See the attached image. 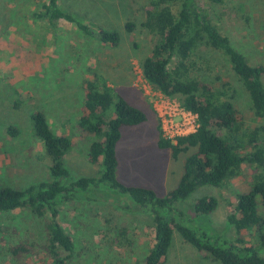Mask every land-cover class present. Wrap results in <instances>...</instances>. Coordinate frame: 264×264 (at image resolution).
Returning a JSON list of instances; mask_svg holds the SVG:
<instances>
[{
	"label": "trees",
	"instance_id": "trees-1",
	"mask_svg": "<svg viewBox=\"0 0 264 264\" xmlns=\"http://www.w3.org/2000/svg\"><path fill=\"white\" fill-rule=\"evenodd\" d=\"M31 3L35 8L30 18L44 23L52 32L66 24L100 44L115 46L119 42L117 32L93 27L62 7L60 0ZM221 4L222 0H145L143 7L140 26L154 43L140 62L141 76L151 89L177 98L182 108L196 116L194 132L176 138L174 143L160 136L158 126L157 148L168 150L172 160L185 154L176 186L159 197L151 189L117 181L115 145L120 129L143 123L145 115L123 100L103 78L94 75L84 79L72 135H56L42 112L30 114L32 139L41 143L48 159V177L20 190L0 186V217L24 209L37 221L39 230L30 236L3 227L0 264H67L74 243L58 221V203L77 200L84 194V200H93L89 196L93 189L102 196H125V201L150 219L146 246L138 259L127 227L112 226L109 245L131 259H124L122 264H162L173 232L217 264H264V128L247 125L235 106L243 96L253 118L264 121V63L250 64L221 30L212 9ZM123 27L130 32L132 24L126 22ZM224 75L229 80L221 81ZM7 132L15 134L12 128ZM85 137L93 138L87 146L86 160L100 169L96 177L71 179L63 159L72 140ZM244 169L251 174L246 191L233 195L227 215L234 239L225 240L183 224L186 214L176 209L177 202L199 187H224L238 179ZM215 207L213 197H201L192 204V215H207Z\"/></svg>",
	"mask_w": 264,
	"mask_h": 264
},
{
	"label": "rangeland",
	"instance_id": "rangeland-1",
	"mask_svg": "<svg viewBox=\"0 0 264 264\" xmlns=\"http://www.w3.org/2000/svg\"><path fill=\"white\" fill-rule=\"evenodd\" d=\"M60 4L93 27L117 32L119 42L115 46L100 44L66 24L52 32L44 23L30 18L35 8L31 0H0V186L20 190L47 179L48 159L41 143L32 139L30 114L40 111L54 134L72 135L81 104V83L97 75L145 115L143 123L120 129L115 145V178L125 186L148 188L163 196L178 183L185 154L172 160L168 150L156 146L159 124L153 103L158 92L146 84L140 72V62L154 43L140 26L145 0H60ZM212 9L221 30L249 63H264V0H222ZM126 22L132 24L130 32L124 30ZM220 80L229 78L224 75ZM235 106L247 125L264 128V121L253 118L243 96ZM8 128L15 130L13 136ZM92 140H72L63 159L71 179L96 177L100 166L86 160ZM250 175L244 169L238 179L224 187H199L177 202L176 209L186 214L183 224L208 235L234 239V230L227 222L228 208L234 203L235 193L246 191ZM90 192L93 200H84V194L77 200H61L57 206L58 221L74 243L67 264L131 262L125 253L109 245L111 228L118 224L127 227L134 240V256L141 258L149 217L125 201V196H102L94 189ZM201 197H213L216 207L207 215L193 217L191 206ZM6 226L30 236L39 230L37 221L24 209L1 216L0 231ZM162 264L217 263L202 257L173 232Z\"/></svg>",
	"mask_w": 264,
	"mask_h": 264
},
{
	"label": "built area",
	"instance_id": "built-area-1",
	"mask_svg": "<svg viewBox=\"0 0 264 264\" xmlns=\"http://www.w3.org/2000/svg\"><path fill=\"white\" fill-rule=\"evenodd\" d=\"M153 109L159 124L160 136L174 143L175 139L194 132L196 116L182 108L177 101L158 92Z\"/></svg>",
	"mask_w": 264,
	"mask_h": 264
}]
</instances>
